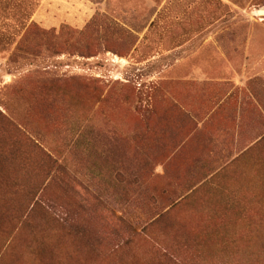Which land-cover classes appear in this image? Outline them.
<instances>
[{
    "label": "rangeland",
    "instance_id": "374dc122",
    "mask_svg": "<svg viewBox=\"0 0 264 264\" xmlns=\"http://www.w3.org/2000/svg\"><path fill=\"white\" fill-rule=\"evenodd\" d=\"M264 0H0V264H264Z\"/></svg>",
    "mask_w": 264,
    "mask_h": 264
},
{
    "label": "water",
    "instance_id": "95a60500",
    "mask_svg": "<svg viewBox=\"0 0 264 264\" xmlns=\"http://www.w3.org/2000/svg\"><path fill=\"white\" fill-rule=\"evenodd\" d=\"M260 14H261V15H264V12H263V11H261V12H260Z\"/></svg>",
    "mask_w": 264,
    "mask_h": 264
}]
</instances>
